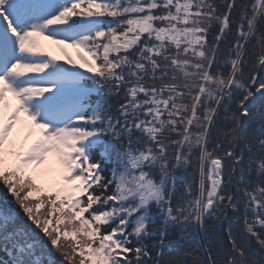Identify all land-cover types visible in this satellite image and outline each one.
I'll return each instance as SVG.
<instances>
[{
	"label": "snow or ice",
	"instance_id": "snow-or-ice-1",
	"mask_svg": "<svg viewBox=\"0 0 264 264\" xmlns=\"http://www.w3.org/2000/svg\"><path fill=\"white\" fill-rule=\"evenodd\" d=\"M41 39L78 49V67ZM257 93L264 0H0V264H159L169 227L229 210L226 251L202 245L172 264H264L251 251L264 249ZM189 166L198 184L190 174L180 191ZM153 205L163 229L148 245Z\"/></svg>",
	"mask_w": 264,
	"mask_h": 264
},
{
	"label": "trees",
	"instance_id": "trees-1",
	"mask_svg": "<svg viewBox=\"0 0 264 264\" xmlns=\"http://www.w3.org/2000/svg\"><path fill=\"white\" fill-rule=\"evenodd\" d=\"M219 2V0H218ZM232 37L229 36V39ZM223 47V45H222ZM99 63V62H98ZM91 75V74H90ZM87 76V75H86ZM85 86L91 87V81L85 79L84 81ZM101 97L93 93L90 97V100L95 103L97 100H100ZM118 101L123 102V93L121 92L119 96H111L109 97V103L113 105L111 111L114 113L116 108L118 107ZM249 105L255 107L258 106L260 103H264V97H261L259 93H257L254 97L250 98L247 102ZM235 110V103L230 106L229 111H225L224 109H219V120L218 124L221 128L229 127L232 124L231 121V111ZM98 156V150H97ZM113 165L108 163L106 165L107 168H111ZM186 173V176L183 177L182 180L178 181V190L183 191V188L186 184L193 182V174L194 167L189 166V168L185 171L182 169H178L176 174L182 175ZM195 175V182L198 184L199 176L198 173H194ZM234 191V188H233ZM5 197V188L2 184H0V204L4 203ZM9 207H14V205L9 204ZM152 212L156 214L157 219L155 222L150 224V229H155L156 232L152 235H149L147 239L144 240L145 244L153 245L156 244L160 239V231L163 229V219L159 216L157 212L156 206H152ZM20 222L27 223L24 220L23 215H20ZM236 224V216L229 210L224 217L220 220H216L210 218L206 221V228H187V229H180V228H172L169 227L166 232V240L165 244L167 245L168 241H172L173 247H164L163 249L153 248L152 249V256L155 257L157 251H162L163 255L158 257L159 264H172L180 254L195 250L196 255H202L200 252V248L202 245L208 246L210 245L214 251L216 252H224L227 250L228 241H227V232L230 225L234 226ZM43 239V237H40ZM252 254L253 256L259 258L264 256V249H261L258 245L255 244L253 241L252 245ZM56 264H64L62 258L56 254L54 257ZM188 264H192V257L187 258ZM151 264V261L149 262Z\"/></svg>",
	"mask_w": 264,
	"mask_h": 264
},
{
	"label": "rangeland",
	"instance_id": "rangeland-1",
	"mask_svg": "<svg viewBox=\"0 0 264 264\" xmlns=\"http://www.w3.org/2000/svg\"><path fill=\"white\" fill-rule=\"evenodd\" d=\"M42 44L46 47V49L51 52L53 55L57 56L59 58L58 62L64 63L68 67H73V65L68 64V57L71 56L74 60L77 61L76 67H78L80 61H79V50L71 47H65L63 45L54 44L51 41L43 40L41 39ZM81 71H84L86 75H90V73H87L86 69H80ZM180 176L179 174H177ZM183 177L186 176V173L182 174ZM214 219V218H213ZM199 229V227H198Z\"/></svg>",
	"mask_w": 264,
	"mask_h": 264
}]
</instances>
